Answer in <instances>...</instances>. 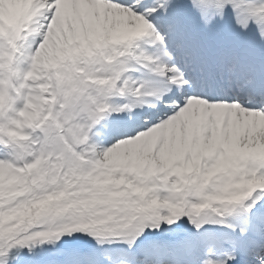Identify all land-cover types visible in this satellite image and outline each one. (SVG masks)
Masks as SVG:
<instances>
[{"label": "snow or ice", "instance_id": "6c2138e0", "mask_svg": "<svg viewBox=\"0 0 264 264\" xmlns=\"http://www.w3.org/2000/svg\"><path fill=\"white\" fill-rule=\"evenodd\" d=\"M0 264H264V0H0Z\"/></svg>", "mask_w": 264, "mask_h": 264}]
</instances>
